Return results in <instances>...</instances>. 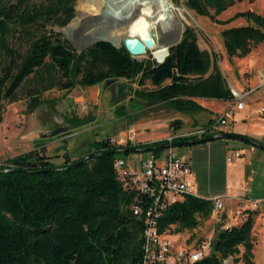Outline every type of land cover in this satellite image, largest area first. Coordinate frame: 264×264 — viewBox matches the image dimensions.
<instances>
[{
  "label": "trees",
  "instance_id": "16d2710c",
  "mask_svg": "<svg viewBox=\"0 0 264 264\" xmlns=\"http://www.w3.org/2000/svg\"><path fill=\"white\" fill-rule=\"evenodd\" d=\"M76 1L0 0V101L14 103L18 91L28 88L27 109L33 112L53 89L68 93L77 86L108 85L121 79L137 83L133 94L138 99L180 112L203 111L196 99L233 100L216 58L200 50L189 27L162 64L136 61L123 47L108 43L76 53L53 30L75 18ZM240 1L184 0V5L196 16L215 20ZM255 21L254 26L222 32L230 58L244 57L264 41V21L260 17ZM2 113L0 103V120ZM116 115L126 116L120 109ZM206 137L210 136L201 139ZM181 141L196 139L125 146L110 139L93 141L83 156L72 160L65 153L59 165L38 146L7 159L0 166V264H141L143 222L133 216V196L118 179L116 154L133 148L158 157L165 150L161 147ZM212 211V201L186 195L163 211L158 230L170 235L173 226L177 234L193 230L199 225L197 217H209ZM252 230L251 217L230 228L218 227L208 254L194 264H223L239 253V247L244 248L241 260L252 264Z\"/></svg>",
  "mask_w": 264,
  "mask_h": 264
},
{
  "label": "rangeland",
  "instance_id": "374dc122",
  "mask_svg": "<svg viewBox=\"0 0 264 264\" xmlns=\"http://www.w3.org/2000/svg\"><path fill=\"white\" fill-rule=\"evenodd\" d=\"M82 1H76L75 18H79L77 9ZM170 2L175 7L178 20L184 27L194 30L200 50L216 58L227 87L230 89V86H233L237 92L239 90L238 94L248 93L242 101L244 111L240 117L234 116L230 126L249 128L253 133H259L258 137L253 138L261 143L264 135V116L260 110L264 109V83H260L264 82V41L252 47L248 55L230 58L223 47L221 35L224 30L232 27L254 26L255 17L264 21V0L236 2L215 20L196 16L185 7L184 0ZM53 30L58 31V28ZM154 57L152 51L147 52L141 57V61L154 60ZM137 89L136 82H127L124 79L108 85L103 83L93 98H89L90 93L86 96L89 90L79 86L68 93L53 89L42 96V104L33 112L27 109L28 88L18 91V100L14 103L1 100L3 113L0 120V166H4L7 159H13L46 144H49L47 156L53 157L54 164H60L57 152L64 150L69 158H79L86 153L93 141L110 139L112 144L125 146L127 143L137 145L166 140L174 133L188 137L189 133L203 128L202 124L205 122L208 124L209 119L213 118L214 121L223 117L226 106L232 103L209 100L211 104L207 106L211 112H180L163 103L138 99L133 94ZM86 97L88 99H85ZM118 109L126 116H117ZM221 110H224V113H221ZM233 113H236V109ZM195 120L198 125L194 124ZM228 128V125L221 126V131ZM227 142L231 147L248 146L238 140L227 139ZM184 150L185 148H172V152L178 157ZM116 157L125 162L128 171L138 175L142 172L143 164L153 156L148 151H132L118 153ZM262 184L264 185V181ZM258 206L262 212L263 203L259 202ZM225 210L224 206L221 211H212L209 217L198 216L197 228L178 233L179 237L174 240L175 250L185 245L192 247L209 239L211 241V234L215 233L218 227H226V224L216 222L218 219L224 220ZM259 210L251 208L253 218V212ZM258 223L263 226L253 224L252 264H264V217L259 219ZM170 233L177 235V227H171ZM184 237L186 239L183 243ZM243 251L244 248L239 247V253L223 261V264H245L241 260Z\"/></svg>",
  "mask_w": 264,
  "mask_h": 264
},
{
  "label": "built area",
  "instance_id": "2783aa9c",
  "mask_svg": "<svg viewBox=\"0 0 264 264\" xmlns=\"http://www.w3.org/2000/svg\"><path fill=\"white\" fill-rule=\"evenodd\" d=\"M230 91L233 100L224 116L189 133L188 137L199 140L203 136L219 134L221 126L227 124V118L233 116L234 110L243 109L242 101L248 93L243 95L232 89ZM260 113L264 116V109H261ZM177 137L188 138L181 135L167 140L170 142ZM262 141L264 144V135ZM239 156L238 152L233 153V157ZM114 168L123 190L133 196L130 207L133 216L143 222L141 264H194L208 254L210 239L192 247L175 250L168 234L160 233L158 230V219L163 211L176 201H181L186 195H193L192 187L188 182L191 170L186 159L176 156L172 148H168L158 157L153 156L143 164L142 172L138 175L128 171L122 159L115 160ZM259 202L264 204V197L261 201H249V204L252 209H257ZM212 203L215 212L222 209V203L218 199H213Z\"/></svg>",
  "mask_w": 264,
  "mask_h": 264
},
{
  "label": "crops",
  "instance_id": "0c3cea01",
  "mask_svg": "<svg viewBox=\"0 0 264 264\" xmlns=\"http://www.w3.org/2000/svg\"><path fill=\"white\" fill-rule=\"evenodd\" d=\"M262 72L264 74V68ZM263 83L264 82H261L260 84ZM101 85L102 84L84 88L90 91L86 93V96L90 93L89 98H93L94 95L98 94ZM237 88L239 87L237 86ZM231 89L237 92L233 86H230V90ZM85 99H88V97ZM195 101L204 109L203 112H211L210 108L207 106V104H211L208 99H196ZM226 107H228V105ZM223 111L224 110H221L220 112L222 113ZM243 111L244 108L236 110V113H233V116L229 117L230 119L228 118L226 125H228L229 128L221 132L244 136L259 143L256 138H253L258 137L259 133H253L249 128L230 126V122L234 119V116L240 117ZM209 120L212 122L213 118ZM196 122L195 120L194 124L198 125ZM176 124L181 123L176 122ZM208 124L205 122L202 125L205 127ZM175 136L178 135L174 133L170 138ZM261 143H263V141ZM247 145L246 147H231L227 139H217L203 144L178 147L185 148V150L181 152L180 157L186 159L190 165L191 174L188 177V182L192 187L193 195L210 201L218 199L223 204L222 209L224 206L226 207V210L223 212L224 220H216L218 224H226V227H223V229L235 226L247 217H251L253 219V224L256 225L258 220L264 217V204L262 212L259 210V206L257 208L259 211L253 212L255 213L254 218L249 204V201H261L264 197V185L262 184L264 181V150L250 144ZM48 147L49 144H46L41 147L38 146L37 149L43 148L47 155ZM235 152H238L240 156L237 158L233 157V153ZM65 153L66 152L63 150L56 154L60 160V164L63 163V155ZM229 157H231V159H229ZM71 159L76 160L78 158L72 157ZM213 212L215 211L213 210ZM258 224L257 226H263L262 223H260V225ZM213 235L214 232L211 234V238ZM178 237V234L172 236L168 235V238L173 244V249H176V241L174 240H177ZM185 239L186 237L182 239L183 243ZM183 247H187V245Z\"/></svg>",
  "mask_w": 264,
  "mask_h": 264
},
{
  "label": "water",
  "instance_id": "95a60500",
  "mask_svg": "<svg viewBox=\"0 0 264 264\" xmlns=\"http://www.w3.org/2000/svg\"><path fill=\"white\" fill-rule=\"evenodd\" d=\"M139 1L141 0H103V5L97 15H86L79 20L74 18L68 25L58 29L56 32L60 33L78 54L86 51L97 43H108L116 49L123 47L132 58L141 62V57L147 52H150L154 44L158 42L156 32L151 31L150 35L145 40L137 36L117 35V33L126 32L128 30L134 18V9H129V7ZM165 4V0H163V5L165 6ZM75 22H77L76 25H74ZM184 30V24L180 20H177V30L173 34L165 30L160 31L159 43L163 47L165 56L162 60L154 59L157 64H162L169 55V49L176 46L181 41ZM217 139L238 140L264 150V145L256 141L250 140L244 136L227 133L212 135L196 141L172 143L161 148L187 147ZM132 151L147 150L133 148L126 150V152ZM84 160L85 159H82L76 163V165Z\"/></svg>",
  "mask_w": 264,
  "mask_h": 264
},
{
  "label": "bare ground",
  "instance_id": "6f19581e",
  "mask_svg": "<svg viewBox=\"0 0 264 264\" xmlns=\"http://www.w3.org/2000/svg\"><path fill=\"white\" fill-rule=\"evenodd\" d=\"M141 0L129 7L134 9L133 20L126 32L117 33V35H128L130 37H140L145 40L151 31H155L158 42L154 44L150 50L154 53L155 60H162L165 56L163 47L159 43V34L161 30H165L173 34L177 30V14L175 7L170 0ZM103 5V0H83L79 7V20L86 15H97ZM77 22L74 23L76 25Z\"/></svg>",
  "mask_w": 264,
  "mask_h": 264
}]
</instances>
